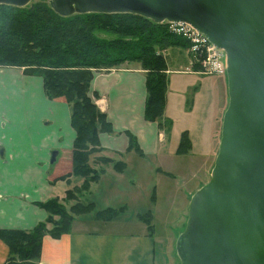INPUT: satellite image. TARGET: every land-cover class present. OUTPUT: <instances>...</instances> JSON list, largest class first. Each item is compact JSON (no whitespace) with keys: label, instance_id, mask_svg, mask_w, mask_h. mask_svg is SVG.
Here are the masks:
<instances>
[{"label":"crops","instance_id":"obj_1","mask_svg":"<svg viewBox=\"0 0 264 264\" xmlns=\"http://www.w3.org/2000/svg\"><path fill=\"white\" fill-rule=\"evenodd\" d=\"M181 54L172 60V67L167 62V87L177 93L170 97L166 89L167 131L144 117L145 71L139 63L93 71L88 95L112 128L111 133L99 134V154L108 161H90L100 172L87 192L89 211L73 215L68 233L59 238L43 237L37 264H179L176 238L172 241L171 237L156 236L155 216L163 215H155L157 189L161 184L169 190L175 185L178 190L181 185L185 190L195 185L196 189L187 193L189 205L193 194L208 182L216 151L212 138L204 136L203 140L202 135L178 126L174 116L181 107L184 109V94L192 88L191 79L203 75L192 66L187 53L185 59ZM4 69H0V229L31 230L47 216L39 205L64 198L70 188L69 182L56 179L71 170L75 133L67 104L47 99L40 77L7 74ZM223 87L224 76L219 94ZM214 94L212 89L211 105ZM128 133L141 154L128 151ZM183 136L186 149L179 153ZM53 151L57 155L50 163ZM170 205L168 202L159 208L165 213ZM107 209L115 211L114 217L98 219L97 212ZM146 216H150L149 224L143 220ZM7 256L8 247L0 239V264Z\"/></svg>","mask_w":264,"mask_h":264},{"label":"water","instance_id":"obj_2","mask_svg":"<svg viewBox=\"0 0 264 264\" xmlns=\"http://www.w3.org/2000/svg\"><path fill=\"white\" fill-rule=\"evenodd\" d=\"M46 1L62 17L135 14L185 23L225 53L229 100L218 151L209 181L189 201L176 254L180 264H264V0Z\"/></svg>","mask_w":264,"mask_h":264},{"label":"trees","instance_id":"obj_3","mask_svg":"<svg viewBox=\"0 0 264 264\" xmlns=\"http://www.w3.org/2000/svg\"><path fill=\"white\" fill-rule=\"evenodd\" d=\"M187 47L181 36L166 22L156 23L135 14H74L62 17L46 0H32L24 7L0 5V67H15L24 74L42 80L44 95L60 99L69 107L70 126L75 132L71 150V174L84 179L82 189L97 180L88 164L89 155L100 151L99 134L112 128L88 95L93 71L139 63L145 71L146 100L144 117L158 128L170 123L164 118L167 89L166 65L159 51ZM129 138L128 151L140 153L135 138ZM186 138L182 137L183 153ZM92 174V176H90ZM69 196V192H67ZM74 206L75 214L89 211L90 204ZM47 216L31 230L0 229V239L8 247L4 264H37L43 237L59 238L68 233L72 216L58 206L57 199L39 205ZM112 209L97 212V218L109 221ZM58 217L52 222V217ZM149 224L150 216L143 217ZM52 228L46 230L48 224Z\"/></svg>","mask_w":264,"mask_h":264},{"label":"rangeland","instance_id":"obj_4","mask_svg":"<svg viewBox=\"0 0 264 264\" xmlns=\"http://www.w3.org/2000/svg\"><path fill=\"white\" fill-rule=\"evenodd\" d=\"M174 33V32H173ZM176 34V33H175ZM178 35V34H176ZM180 36V35H178ZM183 38L188 46L187 47H180V46H175V47H170L167 48L163 51H159L161 56L163 57L167 69V62L169 64V67H172L171 62L174 58L178 57V53L181 52V58L184 57L186 58V53L188 57L190 58V62L193 67H195L197 70H201L200 62L196 60L194 54L191 52L190 49V43L189 41L181 36ZM171 52V53H170ZM165 53V55L163 54ZM166 58V59H165ZM217 66L219 72L214 75H199L195 76L191 79L192 88L188 94H184V109L181 107L180 108V113L176 112L174 116L177 117V122L178 126L181 124V127L183 128H188L192 134L197 135H202V139L204 140L205 137H210L213 139V144L215 146V158L217 155L218 151V146H219V140H220V134H221V123H222V118L224 111L228 105V91H227V76H226V55L222 50L218 51V61H217ZM1 70L4 68H0ZM7 74L9 73H15V74H22L24 76V70L20 69H12V68H5L3 70ZM201 73V72H200ZM222 76L225 77V83H226V88L223 87L222 94H219V84H220V79ZM184 81H187L184 79ZM173 89V86L171 87ZM213 89L214 94V100L213 104L211 105L209 103V94ZM177 91L176 87L174 89ZM167 94L170 97L176 96V92L171 91L167 87ZM220 97L219 103L217 102V99ZM195 99H197V102H195ZM187 105V107H186ZM69 108V107H68ZM70 113V111H69ZM196 116V117H195ZM205 117L206 121H199L200 118ZM209 119H211V123L209 122ZM169 129L168 124L164 125L161 127L162 131H167ZM75 133V132H74ZM213 148V145H212ZM212 148H211V153H212ZM99 152H95L89 155V160L88 164L90 166V169L93 170L92 174H95V176H99V169H93L91 167L90 161L96 160L99 162L105 163L107 159H103ZM203 154H205V150L203 149ZM71 151H70V161H71ZM98 156V157H96ZM101 157V158H100ZM215 158L212 161V166L214 167V162ZM208 157H206V160ZM108 161V160H107ZM206 165H208V162H205ZM211 166L210 168V176L213 167ZM72 171V169H71ZM69 175L71 172L68 173ZM92 174L90 176H92ZM210 179V178H209ZM98 180V177H97ZM56 181H64V182H69L70 188L64 193V198L57 199L58 206L63 208L67 214H70L72 217L75 213H73L72 208L74 206H79L78 204H82L83 206H87V192L88 190L84 191L82 189V185L84 184V179L79 178V177H74L70 176L67 179H61L59 178L56 179ZM209 181V180H208ZM90 185V184H89ZM165 186V185H164ZM162 184L158 186V201H157V208L158 211H156L157 215L162 213L163 215L161 217L155 216V226H156V236L161 238V235L166 236V240H168L171 237V240L174 241V237L176 238L175 240L177 241L178 237L183 233L186 227L187 219H188V204H187V193H190L189 191H193L196 189L195 185H191L187 187L185 190V186L183 187L181 185L180 190H178V186L175 185L169 190V186L167 188L164 187ZM89 189V188H88ZM185 191V192H184ZM67 192H69V196H67ZM171 204L167 209L166 212H162L161 209L159 208L160 206L163 207L165 206L168 202ZM173 203V205H172ZM58 220V217L53 216L52 217V222H56ZM72 222V221H71ZM52 228V225L49 223L46 226V230ZM161 231L164 234H160ZM175 241V242H176ZM177 256V255H176ZM178 258V256H177ZM179 260V259H178ZM180 264V261H179Z\"/></svg>","mask_w":264,"mask_h":264},{"label":"built area","instance_id":"obj_5","mask_svg":"<svg viewBox=\"0 0 264 264\" xmlns=\"http://www.w3.org/2000/svg\"><path fill=\"white\" fill-rule=\"evenodd\" d=\"M167 24L172 32L185 37L189 41L191 52L196 60L200 62L201 74L214 75L219 72L217 66L219 49L212 45L204 35L185 23L167 22Z\"/></svg>","mask_w":264,"mask_h":264},{"label":"bare ground","instance_id":"obj_6","mask_svg":"<svg viewBox=\"0 0 264 264\" xmlns=\"http://www.w3.org/2000/svg\"><path fill=\"white\" fill-rule=\"evenodd\" d=\"M227 66V65H226ZM228 106V105H227Z\"/></svg>","mask_w":264,"mask_h":264}]
</instances>
